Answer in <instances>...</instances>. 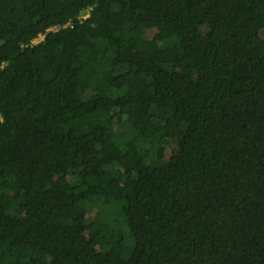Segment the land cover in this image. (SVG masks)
Wrapping results in <instances>:
<instances>
[{
	"label": "trees",
	"instance_id": "obj_1",
	"mask_svg": "<svg viewBox=\"0 0 264 264\" xmlns=\"http://www.w3.org/2000/svg\"><path fill=\"white\" fill-rule=\"evenodd\" d=\"M0 264H264V0H0Z\"/></svg>",
	"mask_w": 264,
	"mask_h": 264
},
{
	"label": "built area",
	"instance_id": "obj_2",
	"mask_svg": "<svg viewBox=\"0 0 264 264\" xmlns=\"http://www.w3.org/2000/svg\"><path fill=\"white\" fill-rule=\"evenodd\" d=\"M42 39L44 38L43 36H40ZM40 41V38L35 40L34 43H38Z\"/></svg>",
	"mask_w": 264,
	"mask_h": 264
}]
</instances>
